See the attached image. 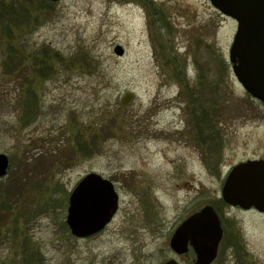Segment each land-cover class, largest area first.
<instances>
[{
    "label": "rangeland",
    "instance_id": "obj_1",
    "mask_svg": "<svg viewBox=\"0 0 264 264\" xmlns=\"http://www.w3.org/2000/svg\"><path fill=\"white\" fill-rule=\"evenodd\" d=\"M35 1L29 6L46 11L27 36L34 59L46 50L60 61L37 86L40 110L27 123L6 92L16 83L0 65V154L10 160L0 180L25 178L32 187L25 186L23 205L33 212L3 233L0 261L18 264L26 233L45 264H193L192 253L171 250L170 238L192 213L213 205L220 206L224 242L239 241L247 254L242 264H264V213L220 205L229 171L264 159V103L240 86L229 60L235 21L210 0ZM118 45L123 56L114 52ZM178 67L192 80L199 81V67L207 73L200 88L211 93L218 133L206 145L184 132L181 87L170 72ZM126 93L134 96L128 105ZM96 133L98 150L80 154L77 142ZM89 173L114 183L119 210L103 231L78 239L61 223L70 193ZM46 200L47 212H38ZM222 253L218 264H239L232 250Z\"/></svg>",
    "mask_w": 264,
    "mask_h": 264
},
{
    "label": "water",
    "instance_id": "obj_2",
    "mask_svg": "<svg viewBox=\"0 0 264 264\" xmlns=\"http://www.w3.org/2000/svg\"><path fill=\"white\" fill-rule=\"evenodd\" d=\"M210 1L237 22L229 55L233 72L252 97L264 102V0ZM114 52L124 55L121 46ZM133 98L131 93H126L122 103L128 105ZM9 165L8 156L0 154V178L6 176ZM222 200L233 208L264 213V160H249L235 166L223 184ZM118 208L119 195L114 184L97 173H90L70 194L66 224L74 237L88 238L104 230ZM222 239L220 217L213 206L206 205L182 222L170 240V247L178 256L188 255L193 249V264H216ZM164 264L179 263L172 259Z\"/></svg>",
    "mask_w": 264,
    "mask_h": 264
},
{
    "label": "trees",
    "instance_id": "obj_3",
    "mask_svg": "<svg viewBox=\"0 0 264 264\" xmlns=\"http://www.w3.org/2000/svg\"><path fill=\"white\" fill-rule=\"evenodd\" d=\"M30 1L33 3L37 2L35 0H23L20 3L0 0V65L3 74L8 76L10 81L16 83L14 87L7 89L6 92L13 93L11 101L13 106L16 109L18 107L21 111L20 118L24 123L33 120L39 113L40 99L36 88L40 85L41 80L50 78L51 74L47 69L53 67L51 64L60 61L56 56L50 57V55L45 53L46 50H41L43 51L40 52L41 55H38L34 59L35 52L31 50L27 36L31 34L34 23H39L40 16L45 17V15L38 12L42 11L45 13L46 5L39 4L34 8L33 6H29L31 4ZM34 60L37 61L35 66L38 64V68L33 66ZM214 126L215 124L213 125V129L215 130ZM102 131L101 133L105 139L111 137V133L106 137L105 135L108 133ZM92 138L93 141L90 139L80 143L79 141L77 142L81 150L80 154L92 155L94 148L98 150V142L102 136L96 133ZM13 175V178H9L6 182L0 180V239L3 233L13 232L10 224H13L15 227L16 224L20 223V219L23 216L29 214L33 216V212H30L31 206L23 205V202H25L23 199L25 198L23 194L25 186L32 187V185H29L27 182L25 183V178L18 177V174L13 173ZM36 186L41 188L39 183ZM49 205L50 202L46 200V207L40 206L37 211L41 212L42 210L43 212H47L48 207H50ZM220 205L221 207L225 206L222 201H220ZM216 208L220 212V206ZM35 213L37 214V212ZM32 218H36V216ZM61 227L65 234L69 233L65 222L61 223ZM15 232L17 231L15 230ZM23 234V250H21V257L18 264H45L40 248L33 246L29 236L26 233ZM224 241L222 244V256L230 249L233 251L237 263L242 264L247 262V254L244 252L239 241L232 243H225ZM0 264L7 263L2 260Z\"/></svg>",
    "mask_w": 264,
    "mask_h": 264
},
{
    "label": "flooded vegetation",
    "instance_id": "obj_4",
    "mask_svg": "<svg viewBox=\"0 0 264 264\" xmlns=\"http://www.w3.org/2000/svg\"><path fill=\"white\" fill-rule=\"evenodd\" d=\"M219 14L220 16L227 18L222 13L219 12ZM164 48L165 47L160 49L163 54L165 52ZM168 48L169 47L167 46V49ZM170 72L172 78L174 75L176 83L181 87L177 97L184 101L181 114L182 120L184 121V132L189 135L195 134V136L198 137L200 144L206 145L209 140L207 137H212L214 129L212 125L211 93L207 92L208 90L205 91L206 89L201 90L200 88V84L204 82L203 78L207 74L205 68H198L199 81L192 80L188 76V73L180 67L170 68ZM201 79L203 80L202 82ZM207 81L208 83L211 82V80L208 79ZM214 127L217 132V126L215 125ZM202 139H204V142H202Z\"/></svg>",
    "mask_w": 264,
    "mask_h": 264
}]
</instances>
